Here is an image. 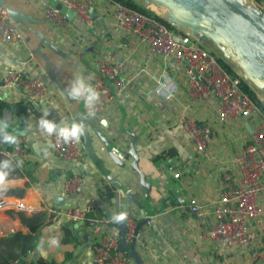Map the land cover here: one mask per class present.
I'll use <instances>...</instances> for the list:
<instances>
[{
	"label": "crops",
	"instance_id": "0c3cea01",
	"mask_svg": "<svg viewBox=\"0 0 264 264\" xmlns=\"http://www.w3.org/2000/svg\"><path fill=\"white\" fill-rule=\"evenodd\" d=\"M44 1L0 0V4L33 18L31 22L14 20L21 34L17 45L0 42V100L7 106L3 109V121L9 124L8 132L20 128L16 142L24 143L29 152L24 158L0 155L3 160H14L16 166L18 161L23 162L21 167L17 166L22 176L9 177L6 187H24L25 193L22 198L14 195L5 198L8 201L18 198L26 205L24 220L17 210L10 213V208H6L0 212V236L29 232L28 223L35 211L46 210L49 214L51 206L62 210L85 209L91 200L96 201V214L107 220L97 228H90L84 222L78 232L73 228L75 222L66 215L56 221L49 220L40 229L36 248L26 257L21 253L20 260L14 264L33 261L35 252L37 260L43 257L64 264L91 263L95 246L111 231H120L109 219V214H118L119 210L127 211L135 225L146 218L150 220L141 227L136 242L144 264L222 261L223 256L214 254L207 236L214 220L219 178L231 166L235 151L251 129L246 124L244 130L239 122L219 123L214 115V99L194 101L183 82V65L158 56L148 58L147 45L116 25L110 0H94L91 6L94 26H88L65 8L61 0H47L62 9L67 19L65 27H57L45 18ZM100 57L122 62L130 84L126 93L116 96L113 107L90 112L95 102L86 107L83 97L75 99L65 94L50 76L45 59L50 61L56 79L69 90L77 78L91 84ZM9 67L46 78V97L30 99L6 84L4 75ZM45 109L49 112L47 119L58 124L62 119L69 124L80 122L87 116L85 125L94 154L83 142L82 159L58 157L47 135L37 127ZM183 115L212 124V139L205 152H196L190 146L188 133L177 125V119ZM168 150L172 155L164 154ZM176 172L181 176L176 178ZM75 173L84 175L85 184L72 197L64 193L63 186L66 178ZM141 174L151 187L147 201V190L140 183ZM104 189L105 196L101 193ZM56 196L65 197L63 205L55 203ZM177 196H183L186 201L193 196L212 199L207 201L206 219L193 217L184 222L175 201ZM166 199L171 200V206H165ZM53 239L58 245L51 243ZM129 264L136 262L131 258Z\"/></svg>",
	"mask_w": 264,
	"mask_h": 264
},
{
	"label": "built area",
	"instance_id": "2783aa9c",
	"mask_svg": "<svg viewBox=\"0 0 264 264\" xmlns=\"http://www.w3.org/2000/svg\"><path fill=\"white\" fill-rule=\"evenodd\" d=\"M68 10L82 18L88 26H94L91 6L94 0H61ZM113 3L112 16L117 26L127 34L137 36L147 45V57H160L167 61L183 65V82L194 101L215 100V117L221 124L232 122L249 124L251 131L243 144L235 151L231 166L225 168L219 178L216 204L213 207V221L209 227L208 239L215 255L223 256L222 261L210 264H264V109L251 96L244 86L243 77L230 72L211 47L197 41L187 29L171 25L156 14L140 11L119 0ZM264 9V0L260 1ZM45 18L57 27L67 26V19L59 6L44 1ZM21 34L15 21L6 9L0 5V42L6 46H15L20 42ZM4 82L19 89L30 99L45 98L48 82L42 77H33L22 70L9 67ZM130 79L122 62L100 57L96 60L91 86L100 93L90 112L113 107L116 96L126 93ZM189 135L190 146L196 152H205L212 139V124L199 121L194 116L183 115L177 119ZM48 137V136H47ZM56 155L66 160H78L84 157L83 138L79 142L64 143L57 137H48ZM24 143L16 142L12 146L0 145V155L8 158L28 156ZM173 168V166H172ZM180 177V172L174 174ZM85 177L75 173L67 177L63 186L66 195L78 194L83 190ZM106 190H102L105 196ZM212 199L193 196L185 200L177 196V208L187 222L190 218L204 221L208 203ZM165 206H171L166 199ZM6 208L22 210L23 202L8 201L0 198V212ZM127 212L119 210L120 212ZM51 220L56 221L66 215L72 222L84 220L90 228H97L106 221L105 216L96 214V201L91 200L85 209L69 207L62 210L59 206L49 208ZM127 239L134 236L135 221L127 212ZM189 229L191 228L188 225ZM118 229L106 235L94 248V257L89 264H129L131 257L126 251H120ZM87 264V263H77Z\"/></svg>",
	"mask_w": 264,
	"mask_h": 264
},
{
	"label": "water",
	"instance_id": "95a60500",
	"mask_svg": "<svg viewBox=\"0 0 264 264\" xmlns=\"http://www.w3.org/2000/svg\"><path fill=\"white\" fill-rule=\"evenodd\" d=\"M143 2L146 7H161L166 9V20L171 25L187 29L191 36L197 41L206 45V41H211L213 46L220 52V56L236 64L235 72L239 73L244 81L264 90V9L260 6L261 0H137ZM2 5V4H0ZM10 17L15 21L31 22L33 18L23 12L13 10L2 5ZM98 15V14H95ZM102 20V19H100ZM213 49V48H212ZM46 60L50 76L57 82L62 91L67 94L66 86L58 81L54 72L50 68V61ZM46 80V78H45ZM88 120V117L81 119L80 122ZM6 122V121H3ZM5 131L14 136L16 140L21 135L20 128H12L8 132L9 124L6 122ZM250 128L249 124H247ZM85 133L82 136L85 147L91 154L94 149L91 144V136L85 125ZM107 146L109 143L102 137ZM14 143H6L0 134V145L12 146ZM140 183L146 188V201L149 197L150 184L146 182L145 175L141 174ZM25 193L24 187H6L5 191L0 192V198L14 195L22 198ZM75 197V194H71ZM132 196V195H131ZM65 197L56 196L55 203L63 205ZM147 211L150 205L147 203ZM109 214L111 224L120 227L119 245L120 251H127L136 264H144L143 259L136 250L137 236L141 227L150 223L149 219H144L136 223L134 236L131 241L127 239V221L115 223ZM85 221L80 220L74 223L73 228L79 231V225ZM38 253H34L33 261H37Z\"/></svg>",
	"mask_w": 264,
	"mask_h": 264
},
{
	"label": "clouds",
	"instance_id": "9594fccd",
	"mask_svg": "<svg viewBox=\"0 0 264 264\" xmlns=\"http://www.w3.org/2000/svg\"><path fill=\"white\" fill-rule=\"evenodd\" d=\"M67 95L80 99L84 98V104L86 107H91L94 102L99 100L100 93L97 92L91 85H86L83 79L77 78V80L72 84L71 88L67 91ZM49 112L47 109L43 111V116L39 119L37 127L42 134L48 137L55 136L58 141L64 143L79 142L80 138L85 133V125L83 122L72 121L70 124L66 119H62L58 124L54 121L47 119ZM7 128L6 122H0V134H2V139L6 143H16V138L8 134L5 129ZM22 161H18L17 166H22ZM12 165L10 160H4L0 162V192L6 190L8 183V178L10 172L12 171ZM111 219L115 223H122L127 219V212H120L118 214H113ZM53 245H58V241L53 239L51 241ZM38 250H40V245H38Z\"/></svg>",
	"mask_w": 264,
	"mask_h": 264
},
{
	"label": "trees",
	"instance_id": "16d2710c",
	"mask_svg": "<svg viewBox=\"0 0 264 264\" xmlns=\"http://www.w3.org/2000/svg\"><path fill=\"white\" fill-rule=\"evenodd\" d=\"M123 3H126L134 8L139 9L140 11L152 13L151 10L140 4L137 0H119ZM245 88L251 94V96L256 100L257 96L253 90V88L248 84L244 83ZM257 101V100H256ZM6 103L0 100V122L3 121V109L6 108ZM21 116V115H17ZM167 155H172V151L168 150L164 153ZM11 161L12 171L10 172L9 177H19L22 176V172L16 166V163L12 159H7ZM4 161L0 158V162ZM14 209H10V213H12ZM20 218L24 220L25 218V210H17L16 211ZM51 220L50 214L46 210H38L35 211L28 223L29 232L23 233L21 231H16L9 235L0 236V264H14L18 262L20 259L21 253L26 257L31 251H33L36 246L38 239L40 237V229L41 227ZM69 256V255H68ZM21 264H64V262H58L55 259H45L43 257L39 258L37 262L34 261H23Z\"/></svg>",
	"mask_w": 264,
	"mask_h": 264
},
{
	"label": "rangeland",
	"instance_id": "374dc122",
	"mask_svg": "<svg viewBox=\"0 0 264 264\" xmlns=\"http://www.w3.org/2000/svg\"><path fill=\"white\" fill-rule=\"evenodd\" d=\"M140 4L144 5V6H147L145 5L143 2L141 1H138ZM151 10V12H153L154 14H156L157 16L161 17V18H164L166 19V9L164 8H161V7H152V8H149ZM206 43L208 44L207 46L211 47L214 49V51L218 54L219 58L222 60V62L224 63L225 67L230 71V72H235V69H236V64L233 62V61H228L226 59H224L223 57L220 56V52L217 48H215L212 44L211 41H206ZM250 85V84H249ZM256 96H257V102L260 104V106L264 109V90H260L258 88H256L255 86L253 85H250ZM9 201H12V202H20V200L18 198H9Z\"/></svg>",
	"mask_w": 264,
	"mask_h": 264
}]
</instances>
